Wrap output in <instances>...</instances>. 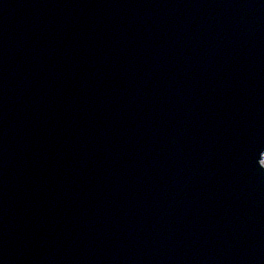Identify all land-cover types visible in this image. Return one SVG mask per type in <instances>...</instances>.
Masks as SVG:
<instances>
[{
    "label": "water",
    "instance_id": "1",
    "mask_svg": "<svg viewBox=\"0 0 264 264\" xmlns=\"http://www.w3.org/2000/svg\"><path fill=\"white\" fill-rule=\"evenodd\" d=\"M264 0H0V264H264Z\"/></svg>",
    "mask_w": 264,
    "mask_h": 264
}]
</instances>
